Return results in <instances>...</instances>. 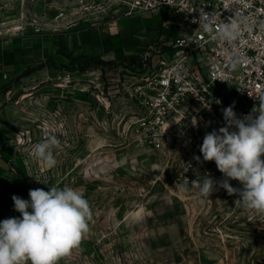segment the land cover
Segmentation results:
<instances>
[{
	"label": "rangeland",
	"instance_id": "rangeland-1",
	"mask_svg": "<svg viewBox=\"0 0 264 264\" xmlns=\"http://www.w3.org/2000/svg\"><path fill=\"white\" fill-rule=\"evenodd\" d=\"M130 1L0 0V40L107 25L128 15ZM142 71L71 67L26 100L24 142L12 144L42 189H79L93 214L80 246L57 264H264V214L235 207L239 197L173 187L176 164L137 142L124 87ZM39 127L33 140L27 132ZM47 135L60 140L52 169L32 154Z\"/></svg>",
	"mask_w": 264,
	"mask_h": 264
},
{
	"label": "built area",
	"instance_id": "built-area-1",
	"mask_svg": "<svg viewBox=\"0 0 264 264\" xmlns=\"http://www.w3.org/2000/svg\"><path fill=\"white\" fill-rule=\"evenodd\" d=\"M130 6L128 15L167 10L162 26L172 32L162 38L161 44L145 46L141 52L142 73L132 77V89L124 87L135 109L131 115L133 135L140 145L155 152L165 151L176 164L171 176L173 187L181 188L186 178L191 183L205 175L222 180L214 161L198 163L193 157L200 156L202 161L199 148L204 135L225 126L222 109L234 106L238 118L249 115L253 108V116L261 110L264 0H131ZM201 9L211 18L205 21L210 23V30L203 23L194 22ZM238 18L246 19L237 39H220L219 26ZM155 56L157 65L153 62ZM230 59L241 60L235 70L230 67ZM194 117L198 121L196 127L192 126ZM24 135L15 134L19 143L24 142ZM25 165L34 187L41 188L26 161ZM190 183L188 190L197 189ZM230 183L235 188L242 187L236 180ZM210 196L238 197L228 195L222 188Z\"/></svg>",
	"mask_w": 264,
	"mask_h": 264
},
{
	"label": "clouds",
	"instance_id": "clouds-1",
	"mask_svg": "<svg viewBox=\"0 0 264 264\" xmlns=\"http://www.w3.org/2000/svg\"><path fill=\"white\" fill-rule=\"evenodd\" d=\"M210 19L201 9L194 22L203 23V27L210 30V23L205 22ZM245 19L221 24L219 38L236 40ZM240 63V59H230L233 70ZM255 110L238 118L234 106L222 109L225 126L207 132L199 148L203 160L200 156L193 158L198 163L214 161L223 179L215 181L205 175L190 183L186 178L181 190H188L190 183L201 196L208 198L222 188L228 195L239 197L234 201L235 207L264 214V102L258 115L253 116ZM197 124L194 117L192 126ZM59 146L56 136L47 135L33 145L32 154L52 169L58 163L53 150ZM231 180L238 181L242 187H233ZM49 189H30L28 200L12 196L14 210L20 216L0 221V264H57L78 248L89 233L93 214L83 192L68 185Z\"/></svg>",
	"mask_w": 264,
	"mask_h": 264
},
{
	"label": "crops",
	"instance_id": "crops-1",
	"mask_svg": "<svg viewBox=\"0 0 264 264\" xmlns=\"http://www.w3.org/2000/svg\"><path fill=\"white\" fill-rule=\"evenodd\" d=\"M167 10L152 15L136 12L113 23L90 28H69L52 35L4 38L0 40V221L19 217L12 196L29 199L36 189L27 171L20 147L12 140L24 128L25 103L63 69L94 66L98 61L113 63L117 69L142 67L141 52L149 43H162L172 32L162 26ZM44 66L29 74L28 70ZM63 65V66H62ZM68 67V68H67ZM25 85L30 88L26 89ZM31 93H25L26 91ZM41 132L29 129L33 140Z\"/></svg>",
	"mask_w": 264,
	"mask_h": 264
},
{
	"label": "trees",
	"instance_id": "trees-1",
	"mask_svg": "<svg viewBox=\"0 0 264 264\" xmlns=\"http://www.w3.org/2000/svg\"><path fill=\"white\" fill-rule=\"evenodd\" d=\"M97 64L104 65V66H108V67H114L115 66L113 63H105V62H102V61H98ZM43 66H44V64H40V65H38V66H36V67L28 70L26 74H29V73H31V72H33L35 70H39Z\"/></svg>",
	"mask_w": 264,
	"mask_h": 264
}]
</instances>
